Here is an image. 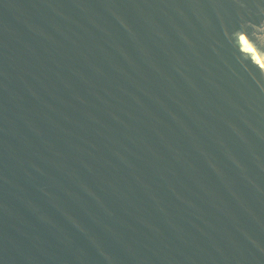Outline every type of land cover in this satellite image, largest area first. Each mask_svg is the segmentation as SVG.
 <instances>
[{"label": "water", "instance_id": "95a60500", "mask_svg": "<svg viewBox=\"0 0 264 264\" xmlns=\"http://www.w3.org/2000/svg\"><path fill=\"white\" fill-rule=\"evenodd\" d=\"M0 264H264V0H0Z\"/></svg>", "mask_w": 264, "mask_h": 264}]
</instances>
